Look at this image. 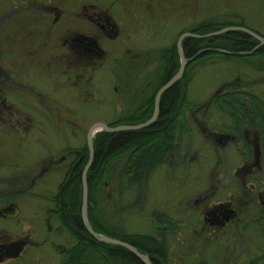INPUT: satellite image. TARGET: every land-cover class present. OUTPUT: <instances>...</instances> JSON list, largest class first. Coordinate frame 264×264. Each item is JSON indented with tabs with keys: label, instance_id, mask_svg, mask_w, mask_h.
Returning <instances> with one entry per match:
<instances>
[{
	"label": "rangeland",
	"instance_id": "374dc122",
	"mask_svg": "<svg viewBox=\"0 0 264 264\" xmlns=\"http://www.w3.org/2000/svg\"><path fill=\"white\" fill-rule=\"evenodd\" d=\"M92 1L109 11L121 23L127 36L101 42L106 56L94 74L91 101L87 103L73 100L66 91L56 88L59 78L52 74L66 69V51L71 49L65 44L63 31L51 23L44 25V31H39L40 25L35 26L36 30L30 29L34 22L30 21L33 17L29 10L45 7L47 0H0L2 69L13 71L14 62L9 55L15 51L18 54L16 66H34L30 71L31 83L50 98L44 102L29 98L17 102L10 96L6 108L0 101V159L3 156L12 159L14 167L29 168L33 179L42 174L32 186L30 201L25 207L37 224L33 238L39 246L31 245L23 259L9 264H63L66 252L76 244L67 229L63 234H55L44 228L43 216L52 208L46 199L58 193L67 177L72 159L57 164L67 151H85L93 126H109L133 111L128 100L129 91L126 92L121 85V80L129 83L132 74H121L122 64L145 62L143 72L137 78L136 74L133 75L130 87L137 90L148 79L155 84L159 75V61L153 53L170 48L179 42L183 32L192 31L204 23L214 21L232 25L229 28L243 25L242 28L264 37V0ZM33 50L43 54L36 65L24 61V53ZM131 59L133 63H129ZM190 80L185 118L191 133L182 138L180 159L168 162L154 173L142 190L141 205L137 204L136 195L126 198L123 206L130 209L124 214L125 227L130 234L160 238L155 215L162 214L180 226L175 232H162L169 249V264H248L264 257V225L259 223L261 209L258 206L249 208L247 221L250 230H239L235 225L214 232L210 224L203 222L206 213L215 205L230 200L239 192L226 184V178L232 175L240 160V154L231 143L221 147L216 136L222 124L228 122L214 110H209L208 114L206 111L221 86L229 82V91L237 90L238 84L241 87L248 84L252 93L264 98V75L254 73L240 61L217 58L197 65L190 73ZM2 81L5 80L0 79ZM1 87L6 90L8 86ZM137 92L140 95L137 100H140L150 90ZM26 93L22 95L26 97ZM189 105L196 109L192 110ZM125 163L126 159H122L114 169L112 182L106 187V206H113V210L117 176ZM229 164L232 166L226 170ZM113 210L109 209V213Z\"/></svg>",
	"mask_w": 264,
	"mask_h": 264
},
{
	"label": "trees",
	"instance_id": "16d2710c",
	"mask_svg": "<svg viewBox=\"0 0 264 264\" xmlns=\"http://www.w3.org/2000/svg\"><path fill=\"white\" fill-rule=\"evenodd\" d=\"M230 26L232 25L214 21L207 22L192 31L183 32L180 36L186 33L206 36ZM237 26L243 27V25ZM182 45L185 57L189 61V67L182 80L162 96L160 116L157 122L140 131L115 134L98 133L94 139V163L87 174L88 218L94 231L134 246L141 254L149 256L153 264H169V249L164 233H162L165 231L158 230L161 234L160 238L154 235L130 234L124 222V214L130 207L124 208L123 204L129 196L136 195L137 204L141 205L144 196L142 190L148 185L154 173L168 162L180 159L182 138L191 133L187 124L188 120L185 118L188 87L191 82L190 73L197 65L217 58L240 61L249 69L264 71V63H261V61L264 62V46L260 47L256 39L244 32H232L208 39L186 38ZM217 50L235 55L221 54ZM153 54L160 65L155 84H152V80L150 83L148 79L145 85L137 90L130 87L133 84V75L136 74L137 78L143 72L144 61L143 64L135 61L132 64L133 69H126L127 75L132 73V78L130 77L128 83L129 87L126 88L130 94L128 100L133 111L109 125L110 127L138 126L147 123L154 116L158 93L179 73L181 68L178 41L170 48L156 51ZM257 60L260 61L257 62ZM129 63L133 61L129 60ZM146 89L150 90V93L144 94V98L137 100L140 96L137 91L142 93ZM189 107L192 110L196 109L193 105ZM82 155H86V159L80 162L81 157L76 158L74 164L78 162L80 164L74 171H68L57 194L58 204L54 207L64 227H67V232L76 240V244L65 254L66 260L63 264H144L129 250L98 242L86 231L81 209L84 195L83 173L90 157L88 146L85 151H82ZM122 159H126V163L122 172L117 176V198L114 200L115 210H113V206L110 208L106 206L108 202L106 187L112 182L114 169ZM109 209L113 212L109 213ZM155 223L159 226L167 225L170 232L180 229L173 219L158 213L155 215ZM248 264H264V257L250 261Z\"/></svg>",
	"mask_w": 264,
	"mask_h": 264
},
{
	"label": "flooded vegetation",
	"instance_id": "af4514ba",
	"mask_svg": "<svg viewBox=\"0 0 264 264\" xmlns=\"http://www.w3.org/2000/svg\"><path fill=\"white\" fill-rule=\"evenodd\" d=\"M29 11L33 17L30 21L34 22L30 29L36 30L35 26L40 25V31L46 23H51L52 26L59 27V31H63L65 44L71 47L68 52L66 51L68 60L64 62L66 69L53 74L50 72L59 78L56 88L66 91L68 97L73 100L90 102L91 82L106 56L101 48V42L116 41L124 38L123 36L126 37L127 34L123 33L121 23H118L109 11L92 0H47L45 7ZM15 13L18 14V12ZM1 52L0 64L3 59ZM42 55V52L33 50L25 52L23 56H25L24 61L36 65L38 64L36 61ZM17 56L15 51L9 55V59L14 62L13 71L6 72L0 65V79L5 80L0 82L2 106L6 108L10 96L17 102L26 101V98L41 102L50 99L44 94V90H40L41 88L31 83L30 71L35 67L19 68L15 64ZM127 62L120 66L121 74L127 75L126 69H133ZM251 70L258 75H264V71ZM131 74L130 72L129 75ZM4 84L8 86L6 90L1 87ZM228 84L230 82L221 86V90L208 105L206 114L212 109L222 120L228 122V124H222L223 127L216 136L221 147L231 143L240 154L237 167L232 175L226 178L228 180L226 184H230L234 191L239 192L230 200L215 205L204 216L203 222L210 224L214 232H220L235 225L239 230H250V222L247 221L250 217L248 212L249 208L255 205L261 209L259 223L264 225V98L252 93L251 85H244L247 87L244 90V86L241 87L238 84L237 90L229 91ZM121 85L128 92V83L125 84L121 80ZM25 92H27L26 97L22 95ZM8 109L12 110V107ZM65 156L57 164L67 162L71 158L72 162L68 170L73 171L86 159V155L83 156L82 152L75 149H70ZM75 157H81V161L74 164ZM229 166L225 167L226 170H230L232 165L229 164ZM39 176L33 179L29 168L14 167L12 159L7 160L3 156L0 159V188L2 189L0 191V264L19 261L26 256L31 245L39 246L33 238L37 224L33 220L34 217L25 210L30 201L28 198L31 197L32 186L42 178V174ZM57 194L48 196L46 199L52 208L43 216V224L49 233L63 234L67 227H64L63 221L54 209L58 204ZM155 226L158 230L168 231L167 225L159 226L155 223Z\"/></svg>",
	"mask_w": 264,
	"mask_h": 264
},
{
	"label": "water",
	"instance_id": "95a60500",
	"mask_svg": "<svg viewBox=\"0 0 264 264\" xmlns=\"http://www.w3.org/2000/svg\"><path fill=\"white\" fill-rule=\"evenodd\" d=\"M232 32H244V33L250 35L251 37H253L254 39H256L260 43V46H264V38L261 35H258L257 33L253 32L251 30H248L246 28H242V27L226 28L222 31H219V32L213 33V34H209L206 36H200V35H196V34H192V33L184 34V35H182V37L180 38V40L178 42V51H179V55H180V58L182 61L181 69H180L179 73L172 80H170L158 93L156 100H155V114L152 117V119L150 121H148L147 123L142 124V125H138V126H122V127L112 128V127L107 126V125L98 124V125H95L91 128V130L88 134V139H87L88 147H89V151H90V161H89V164L86 166L84 173H83L84 195H83V206L81 209V214H82V219H83V223H84V226L86 228V231L89 233V235H91L93 238H95L98 242L107 243L110 245L125 248V249L129 250L135 257H137L139 260H141L144 264H153L151 259L149 258V256L141 254L134 246L127 244L125 242L113 239L111 237L96 233L94 231V229L92 228L90 222H89V218H88L89 187H88V181H87V174H88L89 169L91 168V166L94 163V158H95L94 139H95V136L101 132H106L109 134H115V133L127 132V131H140V130H144L146 128H149L154 123H156L157 120L159 119V116H160L162 96L164 95L165 92H167L175 84H177L179 81L182 80V78L185 75L187 65L189 64V61L186 59L185 54H184L183 45H182L183 41L186 38L208 39V38H212V37H218V36H221L224 34H229ZM217 52L221 53V54H225V55H235V54H232V53H229L226 51H221V50H217Z\"/></svg>",
	"mask_w": 264,
	"mask_h": 264
},
{
	"label": "bare ground",
	"instance_id": "6f19581e",
	"mask_svg": "<svg viewBox=\"0 0 264 264\" xmlns=\"http://www.w3.org/2000/svg\"><path fill=\"white\" fill-rule=\"evenodd\" d=\"M187 34V33H186ZM264 38V37H263Z\"/></svg>",
	"mask_w": 264,
	"mask_h": 264
}]
</instances>
